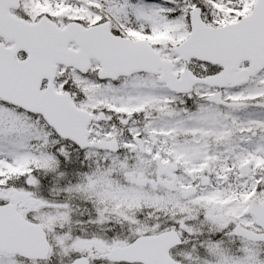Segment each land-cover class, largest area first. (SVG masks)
Here are the masks:
<instances>
[{
    "label": "snow or ice",
    "instance_id": "1",
    "mask_svg": "<svg viewBox=\"0 0 264 264\" xmlns=\"http://www.w3.org/2000/svg\"><path fill=\"white\" fill-rule=\"evenodd\" d=\"M0 264H264V0H0Z\"/></svg>",
    "mask_w": 264,
    "mask_h": 264
}]
</instances>
